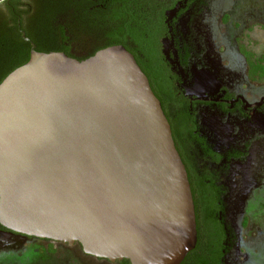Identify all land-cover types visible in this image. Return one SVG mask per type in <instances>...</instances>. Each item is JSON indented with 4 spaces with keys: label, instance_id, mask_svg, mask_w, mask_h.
<instances>
[{
    "label": "water",
    "instance_id": "obj_1",
    "mask_svg": "<svg viewBox=\"0 0 264 264\" xmlns=\"http://www.w3.org/2000/svg\"><path fill=\"white\" fill-rule=\"evenodd\" d=\"M19 30L31 52L0 84V225L113 263L182 264L198 244L193 192L135 57L42 53Z\"/></svg>",
    "mask_w": 264,
    "mask_h": 264
},
{
    "label": "flooded vegetation",
    "instance_id": "obj_2",
    "mask_svg": "<svg viewBox=\"0 0 264 264\" xmlns=\"http://www.w3.org/2000/svg\"><path fill=\"white\" fill-rule=\"evenodd\" d=\"M28 6L38 36L34 41L46 49L84 61L123 46L140 67L157 73L154 86L196 196L198 236L211 235L220 225L227 234L223 264H230L236 224L264 191V91L259 98L252 95L254 55L244 36L237 51L245 58L247 76L217 50L207 18L209 0H29ZM211 196L219 197L213 206ZM26 239L41 240L0 225V249Z\"/></svg>",
    "mask_w": 264,
    "mask_h": 264
},
{
    "label": "rangeland",
    "instance_id": "obj_3",
    "mask_svg": "<svg viewBox=\"0 0 264 264\" xmlns=\"http://www.w3.org/2000/svg\"><path fill=\"white\" fill-rule=\"evenodd\" d=\"M207 10L217 50L229 65L240 66L247 76L249 69L245 58L237 51V44L239 37L244 36L242 42L252 52L254 60L264 56V0H209ZM252 80L256 86L252 95L259 98L264 91V78L255 76ZM236 226L239 229L230 264H264V191L254 196L245 219ZM236 248L240 260H237ZM0 264L110 263L86 255L78 244L70 247L59 242L26 239L0 249Z\"/></svg>",
    "mask_w": 264,
    "mask_h": 264
},
{
    "label": "trees",
    "instance_id": "obj_4",
    "mask_svg": "<svg viewBox=\"0 0 264 264\" xmlns=\"http://www.w3.org/2000/svg\"><path fill=\"white\" fill-rule=\"evenodd\" d=\"M28 5L29 0H7L0 4V84L14 70L25 65L30 60L31 46L30 43L25 42L22 38L18 23L19 19H21L22 30L26 32V35L30 40L35 42L36 40L34 41V39L38 36H35L33 26H31L29 18L30 10ZM51 11L52 10H48L47 14L52 15ZM47 31L49 32V28ZM41 36H45V30H42ZM35 44L38 46V52H53L46 49L42 45H39L37 41ZM250 57L249 63L251 66V78H254L255 76L264 78V56L259 60H254L252 56ZM141 68L148 76L151 87L155 95L159 98V94L154 86L153 80L157 78V73H154L152 76L150 71L143 67ZM172 132L174 138L173 129ZM192 192L197 213L198 205L193 189ZM218 201V196H211L209 205L213 206L214 204H217ZM222 229L223 228L220 225H217L211 235L200 232L196 250L191 252L182 264H223L224 253L222 250L224 248V242L227 234L224 233ZM123 264L131 263L129 260H124Z\"/></svg>",
    "mask_w": 264,
    "mask_h": 264
}]
</instances>
